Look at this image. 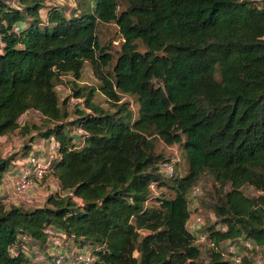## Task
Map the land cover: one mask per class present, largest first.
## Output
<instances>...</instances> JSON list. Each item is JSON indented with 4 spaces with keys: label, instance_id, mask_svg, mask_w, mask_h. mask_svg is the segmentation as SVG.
<instances>
[{
    "label": "trees",
    "instance_id": "obj_1",
    "mask_svg": "<svg viewBox=\"0 0 264 264\" xmlns=\"http://www.w3.org/2000/svg\"><path fill=\"white\" fill-rule=\"evenodd\" d=\"M112 23L124 40L114 65L98 36ZM87 65L98 89L78 84ZM97 91L114 111L95 103ZM122 95L137 98V118ZM73 99L83 101L74 113ZM31 111L41 124L22 126ZM19 131L28 144L0 157V187L37 141H55L48 176L61 192L33 209L0 197V264H32L24 248L48 246V230L88 248L92 264H232L227 242L264 249V0H94L70 13L0 0V137ZM157 139L184 149L187 175L166 174ZM204 176L221 228L194 232L190 194ZM198 234L214 247L206 262Z\"/></svg>",
    "mask_w": 264,
    "mask_h": 264
},
{
    "label": "rangeland",
    "instance_id": "obj_2",
    "mask_svg": "<svg viewBox=\"0 0 264 264\" xmlns=\"http://www.w3.org/2000/svg\"><path fill=\"white\" fill-rule=\"evenodd\" d=\"M47 6H65L68 9V12L70 13L73 9H80L85 11H90L91 8L94 6V0H63L62 2H55L52 0H49L46 2ZM43 18L46 20V12L43 11ZM98 36L100 38V41L102 45L109 46L110 52L113 56V65L117 59L118 52L120 51V48L124 42L121 33L119 31L118 26L115 23L112 24H101L98 27ZM139 46V51L144 53L147 51L146 47L142 44V42H137ZM70 82V83H67ZM73 80L68 77L66 78V81L64 82L65 86L60 88V98L61 101H64L67 97L71 95L69 88L71 89L73 87ZM67 83V84H66ZM79 86L81 87H90V88H99L100 83L98 82L97 78L95 77L92 68L87 65L83 75L82 79L78 82ZM95 103L102 108L106 110L114 111L113 107L107 101V98L97 91L95 95ZM122 102L127 103L129 110L133 113L134 117H138V111H139V103L135 96L131 95H122ZM83 101L81 100H75L73 99L71 104L68 105V110L72 113H74L76 106H79L82 108ZM41 115L37 112L31 111L27 113L21 120L22 126L25 123L28 124H41ZM72 120V118H70ZM76 136H79V133H75ZM29 137H24L21 135L20 131L16 132L14 134H11L9 136L0 137V157L2 158H9L10 156L18 153L23 149V147L28 144ZM55 144V147H54ZM82 145V144H80ZM56 142L55 141H37V143L33 147V153H35L37 156L45 160L46 162H53V160L57 157L56 153ZM155 151L157 155L163 156L164 160H171V164L174 166L176 175L178 177H183L187 175L188 173V162L186 157V152L184 149L178 145L174 146H168L166 145L161 139H157L155 142ZM28 160L25 162H21L22 164L27 163ZM20 163V164H21ZM19 163H17L18 165ZM19 166V165H18ZM16 166L12 173L9 175L7 174L4 179V184L1 186L2 190L0 191V197L6 198V201L11 202L7 203L9 206H20L24 207L25 209H33L38 208L41 206H45L47 204V200L51 195H54L60 191L59 183L51 176H47L45 180L42 182H39L35 186V192H34V203L32 205H28L22 201V198L18 196V194L14 191V186L12 185L10 177H14V173L20 171L22 167ZM18 169V170H17ZM165 170V169H164ZM166 172V171H165ZM10 176V177H9ZM197 190V194L194 195V191ZM158 195H164L167 198H171L174 196V192L169 188H160L153 190ZM245 193L249 196H252L254 198L258 197V192L254 191L250 188L244 189ZM215 196V188H214V182L210 179L209 176H204L201 179V182L198 186H196L193 189V192L190 194V209L192 211V217L189 221V228L192 231H199L206 229L208 230L210 227H215L216 229L221 228L220 225H218V218L215 215V212L213 211L210 202H212V198ZM200 236V234H198ZM198 236V237H199ZM205 237V236H204ZM61 243L64 246H67V251L72 253L74 251L81 250L82 252H87L86 249L79 248L76 243L72 240H68L65 237H60ZM198 245L201 247L202 250V260L203 262H206L209 260L211 250L213 247L211 240L209 238H205V240H202L201 237L198 239ZM30 252V258L32 259V264H36L33 260L36 257H45L47 259V262L49 259L50 254L52 253V245L51 242L48 244V246H45L44 248L35 246L33 248H28ZM26 250V247H25ZM221 250L224 252V258L227 261H230L232 263L233 259L235 258H241L242 264H245V259H247L252 264H264V249L260 248L258 246H254L253 250H248L244 248V242L240 241L239 243H232L227 242L222 245ZM55 253V252H54ZM53 254V253H52ZM53 259V258H52ZM39 264V263H37ZM233 264V263H232Z\"/></svg>",
    "mask_w": 264,
    "mask_h": 264
},
{
    "label": "built area",
    "instance_id": "obj_3",
    "mask_svg": "<svg viewBox=\"0 0 264 264\" xmlns=\"http://www.w3.org/2000/svg\"><path fill=\"white\" fill-rule=\"evenodd\" d=\"M48 2L49 0H44ZM55 2H62L63 0H52ZM58 6V5H55ZM19 30V28H17ZM79 134H82V131H78ZM55 147V144H54ZM57 147V146H56ZM28 162L25 163L24 167L20 169L18 176L13 178V186L14 191L16 194H18L19 197L22 198V201L28 205H32L34 203V192H35V186L39 183L45 180V178L50 174L52 170V162H46L36 154L32 153L28 157ZM166 174L172 175L174 172V166L171 163H167L163 165ZM151 189L155 190L156 185H151ZM194 195L197 194V190L194 191ZM258 194H262L261 192H258ZM2 196V195H0ZM48 234L51 235V245L52 253L50 254V260H48L43 257H36L33 261L37 264H92L95 261V258L90 254L89 252H82L81 250L74 251L72 253L68 252L67 246L65 245L63 248V245L61 243L60 237L66 236L62 235L61 233H58L54 230H48ZM205 236V237H204ZM199 237L202 238V240L207 239L208 237L206 235H200ZM198 237V239H199ZM244 242V248L248 250H253L254 245L248 241ZM24 252L30 257L29 249L26 247V250L24 248ZM55 252V253H54ZM12 255H16L17 251L15 249L11 250ZM53 258V259H52ZM233 264H242L241 258H235L232 261Z\"/></svg>",
    "mask_w": 264,
    "mask_h": 264
},
{
    "label": "crops",
    "instance_id": "obj_4",
    "mask_svg": "<svg viewBox=\"0 0 264 264\" xmlns=\"http://www.w3.org/2000/svg\"><path fill=\"white\" fill-rule=\"evenodd\" d=\"M20 163H21V162H19V164H18L19 166H18V165H16V166H18V167H22V166H23V167H24L25 164H22V163L20 164ZM13 169H14V168H13ZM13 169H11V170L8 172V175H9L10 173H12ZM17 170H18V169H17ZM18 173H19V171L16 172V173H14V174H15L14 177L18 176ZM9 177H10V176H9ZM14 177H13V178H14ZM13 178L10 177L11 182H12V185H13V181H12ZM3 184H4V183H3ZM1 190H2V188L0 187V191H1ZM6 203H11V202H9V201L7 202V201H6ZM41 207H43V206H41Z\"/></svg>",
    "mask_w": 264,
    "mask_h": 264
}]
</instances>
